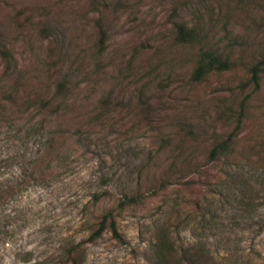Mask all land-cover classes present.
<instances>
[{
  "label": "rangeland",
  "instance_id": "obj_1",
  "mask_svg": "<svg viewBox=\"0 0 264 264\" xmlns=\"http://www.w3.org/2000/svg\"><path fill=\"white\" fill-rule=\"evenodd\" d=\"M177 22L199 39L178 42ZM0 47L10 54V68L0 57V104L14 120L0 129V186L22 183L41 145L25 123L36 109L23 114V103L51 96L64 70L82 85L58 123L88 134L67 140L50 181L26 183L0 209V264H56L69 239L91 232L102 209L92 195L104 191L112 205L127 192L147 199L118 217L123 241L105 232L85 243L83 264H157L167 225L218 264H264V169L207 165L238 121L239 147L264 150V71L258 84L250 72L264 56V0H0ZM203 48L230 68L195 82ZM246 181L260 189L254 203L240 199Z\"/></svg>",
  "mask_w": 264,
  "mask_h": 264
},
{
  "label": "trees",
  "instance_id": "obj_2",
  "mask_svg": "<svg viewBox=\"0 0 264 264\" xmlns=\"http://www.w3.org/2000/svg\"><path fill=\"white\" fill-rule=\"evenodd\" d=\"M175 30L176 39L181 43L196 42L200 37L198 29L194 25L189 26L186 22H177ZM0 57L7 62V68H10L8 63L10 59L9 51L0 47ZM229 68L230 60L226 56L215 49L203 48L198 54L196 66L192 73V80L200 82L213 71H223ZM263 71L264 56L250 67L251 81L258 84L260 74ZM74 74L73 70H64L60 74L51 96L45 97L43 93H39L36 98L32 100L28 98L23 103L25 106L23 114L28 113L31 109H36V114L30 113L25 123L30 126V131L35 132L41 139V145L29 164L23 182L0 186V209L16 198L26 183L43 184L54 177L55 164L68 152L66 144L69 138H75L79 144L86 141L88 134L83 132L82 127L70 129L62 127L58 123L59 118L69 114L75 108L73 97L81 87L82 82H75ZM2 105L0 104V129L12 127L14 120L7 116V112ZM22 118L24 117L22 116ZM239 127L240 121H238L234 131L211 147L207 165L215 166L222 162L224 168H226V173L229 172L231 167L240 165L243 162L251 163L256 168L264 169V150L263 152H255L252 145L247 148H245V145L239 147ZM178 161V158H175L170 163L168 173L169 171L172 173ZM182 163L187 166L190 163V159L184 158ZM199 171L200 173L202 171L205 172L202 166ZM169 177L170 175L162 181L161 189L167 188L171 183ZM242 186L239 188L242 194L241 201L247 198L251 203L256 202L260 189L249 181H246ZM109 199L110 193L107 191L95 192L92 195L91 202L93 205L102 209L95 214L92 220L91 232L84 240L69 239L63 245L60 255L54 263L83 264L87 256L85 243L98 240L105 232H110L114 238L123 241L118 225V217L124 209L134 208L143 204L147 197L141 192H127L119 199L116 205L109 203ZM203 205L198 204L199 211L203 208ZM154 252L157 264H218L204 244L184 245L177 239L174 231L168 225L159 230L154 243Z\"/></svg>",
  "mask_w": 264,
  "mask_h": 264
}]
</instances>
